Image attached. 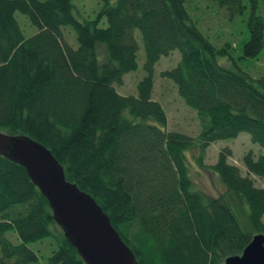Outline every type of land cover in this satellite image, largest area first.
Masks as SVG:
<instances>
[{
    "label": "trees",
    "instance_id": "trees-1",
    "mask_svg": "<svg viewBox=\"0 0 264 264\" xmlns=\"http://www.w3.org/2000/svg\"><path fill=\"white\" fill-rule=\"evenodd\" d=\"M190 1L99 0L94 19L80 22L71 0H0V133L45 147L65 179L94 199L137 264H223L242 253L250 234L232 207L195 188L185 157L239 133L262 154L243 156L244 176L227 162V148L210 169L264 235V74L238 68L229 42L213 45ZM208 1L229 21L245 19L239 58L259 56L264 0ZM17 14L35 27L32 35H24ZM66 30L76 47L65 42ZM140 49L144 76L136 95H120L116 87L138 70ZM174 51L180 61L160 76L196 113V138L167 131L166 113L152 98L154 67ZM219 58L232 65L224 68ZM24 171L0 157V264H84Z\"/></svg>",
    "mask_w": 264,
    "mask_h": 264
},
{
    "label": "rangeland",
    "instance_id": "rangeland-1",
    "mask_svg": "<svg viewBox=\"0 0 264 264\" xmlns=\"http://www.w3.org/2000/svg\"><path fill=\"white\" fill-rule=\"evenodd\" d=\"M99 0H71L75 7L74 16L80 22L84 20H92L100 11L101 3ZM114 0H111L113 2ZM192 17L198 22L200 31L208 38V40L216 47L222 46L229 42L233 47L231 57L238 68L245 69L253 77L264 74V47L259 56L248 59H241L242 51L239 46L240 41L247 38V28L245 19L238 17L228 20V15L224 9H219L211 4L208 0H192L188 4ZM16 19L19 27L23 30L25 36H30L35 27L28 24V21L17 14ZM229 21V22H228ZM27 25L28 30L23 26ZM74 34V33H73ZM64 40L67 45L76 47L75 37L69 30L64 31ZM231 48V47H230ZM144 54L141 49L138 52V70L124 76L119 87H116L120 95H136V85L144 76L142 73V62ZM180 61V55L177 51L172 52L167 57H162L157 61L154 67V86L152 92L153 100L159 102L164 109L167 117V131H176L183 133L192 138H196L199 132V122L194 111L188 108L179 98L173 83L167 79L161 78V72L172 70ZM218 62L224 68H229L232 64L228 58H219ZM247 133H239L238 136L230 140H222L212 143L207 150L201 152L198 147L185 152L187 168L190 179L197 190L210 199H219L223 203L232 207L237 214L242 230L250 234L251 238L257 233L250 225L244 205L232 194L226 191L218 176L212 172L210 167L217 161L219 151L227 148L231 152V156L227 159L229 164L236 166L241 174L245 175L243 166V156L248 152L253 154L255 159L262 154L261 148L253 144ZM256 187L262 186V181L250 176ZM264 224V218L262 220ZM32 249L37 251L39 243L31 244ZM50 253V252H49ZM48 253V254H49ZM47 254V255H48Z\"/></svg>",
    "mask_w": 264,
    "mask_h": 264
},
{
    "label": "water",
    "instance_id": "water-1",
    "mask_svg": "<svg viewBox=\"0 0 264 264\" xmlns=\"http://www.w3.org/2000/svg\"><path fill=\"white\" fill-rule=\"evenodd\" d=\"M0 157L25 170L84 264H137L94 199L65 179L63 168L45 147L25 136L0 133ZM223 264H264V235L253 236L240 255Z\"/></svg>",
    "mask_w": 264,
    "mask_h": 264
}]
</instances>
